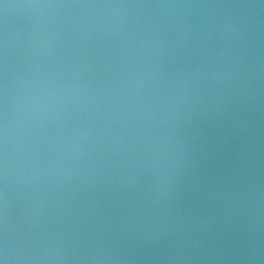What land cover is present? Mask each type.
<instances>
[{
  "label": "water",
  "instance_id": "obj_1",
  "mask_svg": "<svg viewBox=\"0 0 264 264\" xmlns=\"http://www.w3.org/2000/svg\"><path fill=\"white\" fill-rule=\"evenodd\" d=\"M0 264H264V0H0Z\"/></svg>",
  "mask_w": 264,
  "mask_h": 264
}]
</instances>
